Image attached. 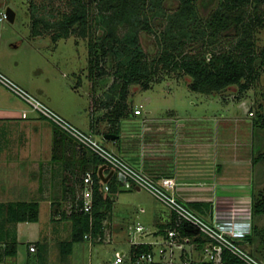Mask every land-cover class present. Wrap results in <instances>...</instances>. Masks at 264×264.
<instances>
[{"label":"trees","instance_id":"1","mask_svg":"<svg viewBox=\"0 0 264 264\" xmlns=\"http://www.w3.org/2000/svg\"><path fill=\"white\" fill-rule=\"evenodd\" d=\"M175 1L177 6L171 9L169 0H70L71 11L53 21L33 11L35 35L42 34L41 25L45 30L56 28L52 36L55 41L70 37L78 29L81 36H91L88 42L91 79L108 74L110 66L113 69V83L106 93L107 100L103 101L106 107L112 108L111 127L104 134L120 135L121 120L131 112L128 100L134 83L149 89L152 81L160 80L161 75V78L167 75L189 77L187 85L192 91L220 96L243 93L259 79L264 69V46L259 48L257 32L264 25V10L261 8L264 0H218L217 8L208 16L201 14L198 0ZM99 29L102 33L96 36ZM142 32L154 35L158 48L156 55L151 56L144 49ZM96 122L94 118L92 134L100 133ZM53 124V160L61 162L74 176L79 171L83 174L93 171L94 179L92 213L81 209L82 201L77 199L76 188L72 187L74 200L67 214L72 221L71 237L59 243L61 254L68 256L76 242L87 239L86 235H92L93 239L102 238L114 205L111 194L117 192L121 184L112 174L106 191L99 171L105 161L68 131ZM254 126L264 128L261 109L257 110ZM69 147L74 152L78 149L77 159L75 154L65 155L64 151ZM259 160H264V150L258 151L255 161ZM80 181L81 190L83 177ZM253 212L264 213V193L254 197ZM39 218L40 202L37 200L0 202V262L18 254L19 241L14 225L37 222ZM176 220L174 215L167 227L176 225ZM178 228L183 235L196 236L199 247L205 243L198 229L190 223L182 222ZM157 234H166V225ZM237 242L245 247V238L237 239ZM152 248L146 243L133 244L130 252L135 255ZM249 252L263 260L252 250ZM222 257L224 264H248L228 249H223Z\"/></svg>","mask_w":264,"mask_h":264},{"label":"rangeland","instance_id":"2","mask_svg":"<svg viewBox=\"0 0 264 264\" xmlns=\"http://www.w3.org/2000/svg\"><path fill=\"white\" fill-rule=\"evenodd\" d=\"M1 1H6V4L0 7V16L2 11L11 7L16 12V18L13 23L8 19L0 20V57L6 68L5 70L0 66V71L85 132L92 133L95 118L100 133L94 135L116 152L113 142L104 138V132L111 127L112 108L106 107L103 101L107 100L106 93L113 83V69L110 66L108 74L94 80L90 78L88 42L91 36H81L78 29L70 37L55 41L52 36L56 28L45 30L41 25L42 34L35 35L33 32V11L46 19L59 20L64 13L71 11L70 0ZM168 5L174 9L177 2L169 0ZM217 6L218 0H198V7L204 16H208ZM261 8L264 10V6ZM101 33L100 29L97 30L96 36ZM141 43L151 56L156 55L158 48L154 35L142 32ZM257 44L259 48L264 46V25L258 28ZM161 76L160 80L152 81L149 89L141 88L139 83L131 85L128 100L131 112L121 120V127L125 128L127 135L130 127L147 117L151 127L166 123L172 126L189 124L188 119L195 118L198 120L197 125H204L216 134L218 119L224 115L237 119V122L244 119L248 123H254L257 110L261 109L264 113V69L259 79L245 92L220 96L192 91L187 85L189 77ZM0 96L14 103L23 101L2 83ZM118 96L119 93L116 94V99ZM225 103L231 105L228 111L223 108ZM136 107L141 109V115L135 113ZM256 128L259 132L264 130L259 126ZM107 170L112 169L108 167ZM67 175L71 179L67 188L73 186L79 192L80 179L84 174L79 171L76 176L69 173ZM66 185L62 184L61 178H57L51 186L52 206L56 210L59 206L68 211L71 209L72 191L65 190L66 199L60 194L63 188L66 189ZM111 196L115 200L109 220L112 225L107 226L101 240L89 238L76 242L70 255H62L58 241L70 239L72 227L69 229L65 226L58 240L48 239L44 234L52 226L51 207L48 202L43 201L39 222L26 221L19 224V254L16 257H6L0 264H114L116 251L128 253L132 243L140 241L142 233L135 232L137 225H143L149 233L159 231L163 225L168 224L171 209L146 189H126L119 185L118 191ZM195 211L204 217L201 212ZM41 235L44 237L40 238ZM156 238L154 234L145 239L155 241ZM38 239L41 241L36 251L34 242L29 241ZM32 245L36 252L29 251ZM122 264L130 263L126 260Z\"/></svg>","mask_w":264,"mask_h":264},{"label":"crops","instance_id":"3","mask_svg":"<svg viewBox=\"0 0 264 264\" xmlns=\"http://www.w3.org/2000/svg\"><path fill=\"white\" fill-rule=\"evenodd\" d=\"M5 4L6 1L0 0V7ZM0 66L6 70L1 57ZM3 97L0 96V202L37 200L40 217L41 203L48 202L52 226L44 235L58 240L65 226L72 227V221L67 217L71 209L68 211L59 206L53 213L51 186L61 178L62 184H67L60 192L65 199V190L70 189L73 193V186L67 188L70 170L52 158L54 124L26 102L14 103ZM230 107L228 103L223 106L226 111ZM147 118L130 127L128 135L125 128L122 129L117 140L112 141L116 153L156 180L172 178L176 197L201 212L210 223L239 224L237 239L245 238V249L252 250L264 261V213L253 212L254 197L264 193V160L255 161L259 149L264 150V130L259 132L252 121L237 122L225 115L218 119L216 134L204 125H197L195 118L188 119L189 124L172 126L166 123L152 127ZM64 153L68 157L75 154L77 159L80 152L69 147ZM107 169L103 170L104 177L112 173ZM75 193L78 199L80 188ZM72 200L74 193L70 206ZM196 203L199 206L195 207ZM173 216L171 213L166 225L172 223ZM20 223L23 222L14 225L18 241ZM111 225L109 222L108 226ZM40 241L29 242H34L38 251ZM29 251L36 252L30 247Z\"/></svg>","mask_w":264,"mask_h":264},{"label":"built area","instance_id":"4","mask_svg":"<svg viewBox=\"0 0 264 264\" xmlns=\"http://www.w3.org/2000/svg\"><path fill=\"white\" fill-rule=\"evenodd\" d=\"M8 19L7 11H2L0 20ZM0 83L12 91L15 95L29 104L34 111L39 112L51 122L57 124L72 134L79 142L97 153L107 167H110L117 181L126 189L140 188L151 192L156 198L165 203L176 216V225L166 228V234H157L145 231L141 224L136 226V233H142L140 241L133 244L146 243L153 248L133 255L130 251H116L114 264H122L126 260L130 264H224L222 251L228 249L248 264H264V261L252 255L245 247L237 242L239 224L221 225L210 223L194 209L181 202L173 193L175 181L170 177L156 180L150 175L133 166L123 156L107 147L94 134L85 132L76 127L46 103L36 98L25 88L10 79L0 71ZM136 114L141 113L140 108L135 109ZM105 183V190L109 185ZM82 189L78 199L82 201L81 209L92 213L94 205V179L93 171H87L83 176ZM182 222H188L198 229L199 235L205 239L203 246L199 247L196 236L183 235L178 226ZM156 234V240L150 241L145 238ZM143 236V237H142ZM92 238V235H86ZM98 237L97 240H101ZM131 245V246H132ZM31 251L36 248L30 247ZM131 249V248H130Z\"/></svg>","mask_w":264,"mask_h":264},{"label":"water","instance_id":"5","mask_svg":"<svg viewBox=\"0 0 264 264\" xmlns=\"http://www.w3.org/2000/svg\"><path fill=\"white\" fill-rule=\"evenodd\" d=\"M6 11H7V14H8V20L10 22H12V23L15 22L16 12L11 7H7ZM117 136H118L117 134H113V133L104 134V138L107 139V140H114ZM106 167H107V165H104L103 167H101L99 169V171H100V173H101V175L103 177V181L104 182H107L110 179V177L112 176V174H113V171H112V173H110V175H108L107 177H104L103 176V170ZM138 190H140V188H138Z\"/></svg>","mask_w":264,"mask_h":264}]
</instances>
